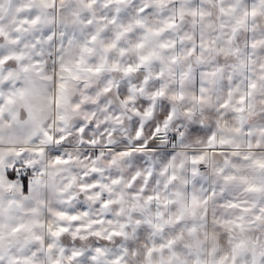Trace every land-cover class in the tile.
Instances as JSON below:
<instances>
[{
	"label": "snow or ice",
	"instance_id": "1",
	"mask_svg": "<svg viewBox=\"0 0 264 264\" xmlns=\"http://www.w3.org/2000/svg\"><path fill=\"white\" fill-rule=\"evenodd\" d=\"M0 264H264V0H0Z\"/></svg>",
	"mask_w": 264,
	"mask_h": 264
}]
</instances>
